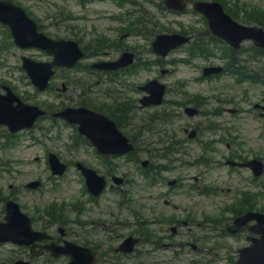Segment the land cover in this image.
I'll list each match as a JSON object with an SVG mask.
<instances>
[{"label": "rangeland", "instance_id": "374dc122", "mask_svg": "<svg viewBox=\"0 0 264 264\" xmlns=\"http://www.w3.org/2000/svg\"><path fill=\"white\" fill-rule=\"evenodd\" d=\"M139 4L138 7L142 8L144 13L152 16V13H155L157 16L159 14L156 10L153 9V3L158 2V0H136ZM233 1H237L238 4H243L244 2L253 4L257 7L264 6V0H227L230 5H234ZM22 2L28 6L32 13L40 20H43L45 23V30L47 32L53 33V35H59L61 37L73 36L75 32L81 33L84 37L88 39L91 38L94 31H99L107 35V41H110L112 47H109L105 50L104 53L109 54L110 56H115L122 52L125 47L128 45H133L134 47L141 45V50L146 51L144 45L148 43L147 36L145 33L138 31L130 35L127 34V31H124L123 20L113 18L115 16H123L124 18L129 17L133 14H137L136 10H132L131 15L128 14V10L132 9L131 6L125 5L120 6L118 3L113 2L112 0H96L93 3L82 4L80 0H22ZM134 9V8H133ZM158 11L162 12V20L159 22L164 27L173 28V30L180 29L182 27L187 28L190 26L192 32H199L204 28V23L202 22L201 16L189 12L185 15H173L165 11L160 10L158 7H155ZM51 14H56L59 19L49 18L46 20V16ZM74 17L69 21L63 22L62 19L65 16ZM75 16L77 18H75ZM52 21V22H51ZM96 29V30H94ZM72 31H74L72 33ZM126 35V36H125ZM22 51V50H21ZM21 51L14 46V82H20L23 86V89H28L31 91L30 97L31 101L39 100L49 101V102H59L65 101L70 103L73 99L78 96L80 89L77 85L84 82H90L88 79H94V74H87L84 67L74 69L72 71H66L62 73L61 76H57L53 79L52 85L55 86V90H47L45 93L33 94L32 87L27 84V80H22V71L18 68L19 56ZM25 53L30 54L39 60H48L49 57L44 54L42 51L38 50H29ZM104 56H99L95 59H86L84 63H91L93 60L99 58H106ZM147 55V54H145ZM187 53L185 49H179L173 52L169 59L178 58L186 56ZM150 58L152 55L149 54ZM220 56H213L211 58L197 57L192 63L180 62L177 64V70L171 72L170 74L163 77L169 86L172 87V93L168 94V98H178V99H188L195 93L201 94L204 98L203 109L207 114L199 115L198 117L191 118L179 115L177 119L178 125H186L189 122L199 125L202 129L206 127L212 121H219L223 118L230 119L231 123L237 129H239L242 139L247 144V146L253 150L254 154L264 156V121L260 117H251L249 108L253 105L255 100L262 98V88L258 85L251 84L249 82L238 84L230 75H223L220 78L203 80L200 78L201 68L203 65L214 62L218 63ZM166 67L172 68L173 64H166ZM159 73V66L154 65L151 68L147 69H138L128 75H119V86L125 91V96L130 97V99L136 100L140 97L138 86L145 83L149 79L157 76ZM86 74V78H85ZM62 82L68 84V91L63 93L61 96H57V88L61 86ZM97 82V78L94 80V83ZM181 82L185 86L181 88ZM101 88H106L109 86L104 80H101L99 83ZM57 87V88H56ZM180 89H185L184 96L180 95ZM99 101V100H98ZM101 102V101H100ZM234 106L242 107L247 109L246 115L243 117H233L227 116L224 112V117L221 113L224 109H228ZM177 112H183V107L181 105L176 106ZM221 111L218 114L213 112ZM132 117L134 121H138L141 116L145 115L144 110L131 109ZM263 123V126H262ZM143 124H140L139 130H134L137 132L136 136L141 137L143 133ZM205 132L200 134L201 139H207L210 136L209 129H205ZM74 132L73 128L62 127L60 133L61 137L56 140L48 139L42 140L41 142H35L34 140L29 139V134H22V141L14 145V148H11L7 152H0V158L3 162H6L14 171L12 174L5 173L0 175V193L8 194L10 192L15 193L18 200L22 205H25L24 210L29 214H36L39 216L37 222L39 225H42L44 221H49L46 219H52L55 216L58 220L54 226H50L53 232H57L60 226L66 228V231L69 232L72 237L71 239L77 240L78 233L81 226L80 223L84 225V230H90V234L87 236L90 237L91 229L86 228L90 226L89 222L92 220L95 221L98 217L106 218L107 216H112L113 213L116 215H128L126 210L116 208L111 194H107L104 199L99 203H91L87 196L83 194L82 189H80L81 181L77 173V170L74 166H71L69 171L61 179H53L50 177V170L45 163V154L48 150H54L59 152L66 160H77L79 158L89 159L91 155L89 152L80 151L75 152L66 147V143L69 140V136ZM56 132L52 135L55 136ZM189 153L197 155L202 151L200 147V142L192 141L189 143ZM223 149V148H222ZM40 157L39 160L37 158ZM188 159H191L188 157ZM180 163V164H179ZM176 168L165 172L167 178L183 177L186 180V183L190 184L192 178L196 175H200L202 167L190 166L187 162L182 161L176 162ZM103 167V166H101ZM130 171L131 175L128 176L131 179H136L135 186L132 187L133 192L130 199V203H134L137 200V204H142L148 207L147 212L150 208H159V205H162V201H158L159 192L166 189L165 182L163 181L162 185L155 187L154 189H149L146 186V182L143 178L138 177L140 169L138 168L135 162H130L125 158H118L113 161V172L117 174H124L125 172ZM227 171L226 168H219L213 171L202 175L201 182L206 180L207 183L219 181V184H227ZM40 178L44 181V186L36 191H27L25 190V185L28 181ZM231 183L238 185L239 180L236 176L230 175ZM264 180V177L262 178ZM201 185L204 183H200ZM217 184V183H216ZM14 185V187H11ZM19 186V189L17 188ZM262 191L257 196L259 201V206H264V188L258 189ZM52 200L58 202H68L77 203L80 210H77L76 213H64V212H54L52 216H47L45 218V209L42 208ZM173 204L177 206L175 212L179 216H184L185 212L183 209L187 207H192L195 212H199L201 209H205L208 214H211L210 219H219L218 217L222 215L223 207L225 201L219 195H212L211 197H197L190 192H185V189H177L173 192ZM136 204V205H137ZM159 204V205H158ZM163 208L168 213H173L172 207ZM43 212V213H42ZM106 217L100 215L102 214ZM204 215L202 214L200 219ZM78 219V223L76 220ZM205 221H209L206 220ZM213 223V222H211ZM36 224V227H40ZM214 227L219 226V222L213 223ZM178 226V225H177ZM167 233L170 234V231L162 233L164 237H167ZM197 233L198 242L203 247L201 251H193L191 249H186L181 253L177 252L174 254L172 251L167 250H158L155 255L152 257H147L151 263L156 264H229L233 259L237 258V248L246 244V241L243 239L221 237L209 238L206 240L204 237V232L195 231ZM189 233L183 229L180 230L179 236L176 238L177 241L187 240ZM95 238L92 236L90 241H93ZM170 241V240H164ZM179 248V251L182 250ZM204 251V252H203ZM0 257L3 258L4 255L0 254ZM152 258H155V262ZM43 263V261H41ZM36 263V264H41ZM55 264V263H51Z\"/></svg>", "mask_w": 264, "mask_h": 264}, {"label": "water", "instance_id": "95a60500", "mask_svg": "<svg viewBox=\"0 0 264 264\" xmlns=\"http://www.w3.org/2000/svg\"><path fill=\"white\" fill-rule=\"evenodd\" d=\"M179 0H168L171 4H177ZM199 6V5H198ZM200 7V6H199ZM206 12L211 13L213 16V20H219V24L213 22V26L215 31L221 32L223 34H229L230 32L221 25L226 17L222 13L218 7H213L210 11L206 8ZM231 36L242 38L244 36H252L255 37L260 43L264 44V33L261 30L250 29L246 30V33L235 34L231 29ZM34 43L31 40H23L24 44H36L44 48H48L51 51L57 53L59 57L60 63L71 64L74 58H79L81 53L77 50L74 44H67L65 46H61L60 50L56 49L54 45L45 44L35 39ZM168 42H173V40H169ZM175 44L169 43L167 47L170 48ZM65 56H69V58H64ZM49 65L47 64H35L30 63L29 69L31 73L35 72H44L45 81L47 77V73L49 72ZM11 113V110L4 106V113ZM12 114V113H11ZM41 114V111L35 107H29L24 104H19L18 106H14V114L11 116L4 115L1 119V122H7L11 125L14 131L25 127V126H32L35 118ZM9 115V114H8ZM64 117H66L71 122H78L80 123V131L82 133L87 134L91 139L95 140V142L103 149L109 152H120L125 148V142L121 135L116 131L111 132L110 129L107 127V121L98 116L97 114L81 109L79 111L75 110H68L64 113H61ZM54 168L58 172H63L64 166L60 165L55 158H53ZM36 183L34 184V186ZM16 204L11 203L9 204V215L8 218L10 220V224L8 227H5L4 230H0V240H6L5 238H10L16 240L18 242H26L27 239H23V231L27 230L28 234L30 232L29 223L27 229H24L23 226H19V223L16 218H20L18 211L16 210L14 214V210L16 209ZM32 238L35 240L36 236ZM72 251L73 257V264H80L77 260V254ZM94 258L91 257V263L93 264ZM237 264H264V229L262 230V238L255 240L253 246L248 247L241 251V257Z\"/></svg>", "mask_w": 264, "mask_h": 264}, {"label": "flooded vegetation", "instance_id": "af4514ba", "mask_svg": "<svg viewBox=\"0 0 264 264\" xmlns=\"http://www.w3.org/2000/svg\"><path fill=\"white\" fill-rule=\"evenodd\" d=\"M55 241L57 243H61L59 239H56ZM95 248L99 250L100 252V258H99L98 264H122L114 259V254H111V256L109 255V251L111 250V248L109 247V244L107 245V249L105 250L103 245L100 242H98L97 244H95ZM120 257L122 261L124 262V260L126 259V256L122 255Z\"/></svg>", "mask_w": 264, "mask_h": 264}, {"label": "trees", "instance_id": "16d2710c", "mask_svg": "<svg viewBox=\"0 0 264 264\" xmlns=\"http://www.w3.org/2000/svg\"><path fill=\"white\" fill-rule=\"evenodd\" d=\"M264 24V22H262Z\"/></svg>", "mask_w": 264, "mask_h": 264}]
</instances>
